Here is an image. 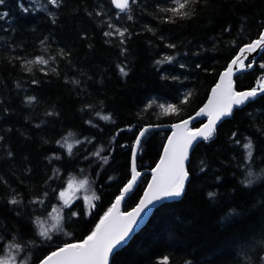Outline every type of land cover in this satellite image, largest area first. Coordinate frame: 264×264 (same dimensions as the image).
<instances>
[{"label":"trees","instance_id":"16d2710c","mask_svg":"<svg viewBox=\"0 0 264 264\" xmlns=\"http://www.w3.org/2000/svg\"><path fill=\"white\" fill-rule=\"evenodd\" d=\"M172 6V0H130V10L120 12L111 0H62L58 8L47 0L0 4V14L8 13L0 20V256L19 244L17 260L36 264L65 242L83 240L130 179L140 130L196 112L239 48L264 31V0H194L186 18L161 10ZM115 29L127 31L121 37ZM36 57L48 64L26 63ZM261 64L264 51L236 77L237 90L257 86ZM170 104L178 113L164 114L161 105ZM168 134L143 136L138 170L155 166ZM101 149L107 162L93 155ZM187 168L182 198L156 208L110 264H264V94L200 141ZM149 178L143 175L125 210ZM84 179L63 207L59 192ZM37 199L44 203H32ZM53 207L63 219L47 240L34 221L51 227Z\"/></svg>","mask_w":264,"mask_h":264},{"label":"snow or ice","instance_id":"6c2138e0","mask_svg":"<svg viewBox=\"0 0 264 264\" xmlns=\"http://www.w3.org/2000/svg\"><path fill=\"white\" fill-rule=\"evenodd\" d=\"M62 0H47V3L55 8L61 6ZM135 3V0H131ZM194 0H172L173 6L166 9H161L165 12L172 13L173 17L180 16L186 18L189 13L185 10L189 3ZM4 0H0V4H3ZM111 3L120 10V12H126L130 10V0H111ZM24 12H28V8H22ZM45 10H47L45 8ZM99 15V13H97ZM8 16L7 12L0 14V20ZM128 19H132L129 15ZM110 29L114 28L111 23L108 24ZM7 31V29H5ZM127 29L120 30L115 29V32L121 37L124 36ZM105 36L113 35L112 31L104 33ZM174 47V45H170ZM258 49H264V31H261L259 38L252 40L250 43L244 45L239 50V55L234 57L229 63L226 70L220 74L219 81L212 88L207 102L195 113L194 117L183 119L178 123L171 126L172 132L168 137L166 144L164 145L163 152L160 156L156 166L151 169V180L148 182L143 196L140 198L138 204L128 212H121L120 205L125 199V196L133 190V187L137 184L141 173L137 170L135 163L136 150L133 149V159L131 164V176L127 183L120 191V195L116 197L112 206L100 217L99 221L95 224L91 232L84 237L83 240L74 243L65 242L62 247H58L55 251H51L38 261V264H110V256L123 244L134 232L135 226L142 219V214L146 215L150 205H153L155 201H160L164 198H178L183 195L185 191L186 181L189 178L188 171L185 167V162L189 158V151L194 146V143L200 139L204 141L210 140L217 128L218 122L224 117L232 115L235 107L243 106L248 102L257 98L258 95L264 94V78L258 81L256 87H252L245 91H236L233 87V72L240 71L241 69L248 67L251 68L252 64L245 66L244 54L253 53ZM168 61H171L173 57H166ZM28 65L40 64L47 65L48 60L43 57H36L34 60L26 61ZM261 68H264V64H261ZM31 71V68H28ZM122 75H127L124 67H120ZM55 71V69H53ZM37 83V81H33ZM28 102L35 100V97H28ZM187 97L185 98V102ZM164 114H176L178 109L173 105L164 107L161 105ZM51 114V113H49ZM197 117H207V122L199 128H191L189 126L190 121ZM105 120L110 119L109 116L102 117ZM148 129H144L136 138V145L141 142V138L145 135ZM72 134L69 133V136ZM233 137L236 133L232 134ZM90 142V141H89ZM60 143V141H57ZM81 143V141H76ZM239 143V141H237ZM66 147L69 153L73 148V144L66 142ZM247 150V160L252 158V142L248 140L243 145ZM93 153L94 156L101 158L104 162H107V157H101L100 152ZM11 155V153H9ZM254 179V174L249 171L246 177V183L251 185ZM87 184V179L81 180L77 183V188H83ZM73 188L72 183H69L68 189ZM215 193L209 192L208 197L214 198ZM95 197H93L94 199ZM58 199L62 202L63 207H68L71 203V197L67 194V191H60ZM88 199V198H86ZM12 204L18 203L13 198L9 201ZM32 203H41L44 201L37 199ZM89 206L91 207V199H88ZM52 212L57 213L55 216H51L54 223L51 227H45L43 223L37 218L34 223L39 225L38 235L51 240V233L54 230H58L60 221L63 219L60 214V210L53 207ZM76 216L77 213H72ZM22 250L21 245L11 244L6 247L4 255L0 256V264H23V261L17 260V254ZM261 261H264V256H261ZM166 264V262H165Z\"/></svg>","mask_w":264,"mask_h":264},{"label":"water","instance_id":"95a60500","mask_svg":"<svg viewBox=\"0 0 264 264\" xmlns=\"http://www.w3.org/2000/svg\"><path fill=\"white\" fill-rule=\"evenodd\" d=\"M114 6V5H113ZM115 7V6H114ZM116 8V7H115ZM117 9V8H116ZM119 10V9H118ZM259 38V37H258ZM258 38H256V39H258ZM255 40V39H254ZM250 43V42H249ZM246 44H248V43H246ZM246 44H244V45H246ZM243 45V46H244ZM243 46H241V47H243ZM240 47V48H241ZM240 48H239V50H240ZM239 50H238V52L235 54V56L234 57H236L237 55H239ZM264 51V49H258L257 51H255V52H253V53H245L244 54V64H245V66H247L248 64H252V67L251 68H248V67H245V68H243V69H241L240 71H236L235 69H234V72H233V77H232V79H233V87H234V89L236 90V84H235V79H236V77L239 75V74H241V73H243L244 71H249V70H252L253 68H254V66H255V62H256V60L260 57V55L262 54V52ZM233 57V58H234ZM232 58V59H233ZM231 59V60H232ZM231 60H230V62H231ZM229 62V63H230ZM229 63H228V65H229ZM228 65L226 66V68L228 67ZM226 68L224 69V70H222L221 71V73H223L225 70H226ZM220 73V74H221ZM219 78H220V75H219V77H218V79H217V81H216V83L219 81ZM216 83L211 87V89L209 90V93H208V95H207V97H206V99H205V101L203 102V104L201 105V107L204 105V103H206L207 102V99H208V97H209V95L211 94V90H212V88L216 85ZM245 90H249V89H244V90H241V91H245ZM237 91V90H236ZM239 91V90H238ZM249 103V102H248ZM247 103V104H248ZM247 104H245V105H243V106H239V107H235L234 108V110H233V112L236 110V109H241V108H243L244 106H246ZM200 107V108H201ZM199 108V109H200ZM198 109V110H199ZM197 110V111H198ZM196 111V112H197ZM195 112V113H196ZM195 113H193L192 115H190L189 117H194L195 116ZM233 114V113H232ZM232 116V115H231ZM231 116H229V117H224L220 122H218V124H217V127L220 125V123L221 122H223L225 119H228V118H231ZM189 117H187L186 119H188ZM181 121V120H180ZM196 121H203V123L202 124H200L197 128H199V127H201L204 123H206L207 122V117H197L196 119H194V120H191L190 121V124H189V126L191 127L192 125H193V123L194 122H196ZM179 121H177V122H174V123H167V124H161V125H148V126H144L141 130H140V132L142 131V130H144V129H148V130H168L170 133H169V135H168V137L171 135V132H172V128H171V126L173 125V124H175V123H178ZM217 129V128H216ZM147 130V131H148ZM146 131V132H147ZM140 132H139V134H140ZM145 132V133H146ZM138 134V135H139ZM168 137H167V139H168ZM200 141H204L203 139H200L198 142H196V143H194V146L190 149V151H189V157H190V154H191V152H192V150H193V148L200 142ZM166 142H167V140H166ZM166 142H165V144H166ZM164 148V147H163ZM133 149H135L136 150V156H135V163H136V160H137V152H138V149H139V145L137 146L136 145V140H135V142H134V144H133V147H132V152H131V164H132V159H133ZM162 152H163V150H162ZM162 154V153H161ZM160 159V158H159ZM159 161V160H158ZM188 162H189V158H188V160L185 162V167H186V170H187V165H188ZM157 164V163H156ZM156 166V165H155ZM154 166V167H155ZM138 170V169H137ZM188 171V170H187ZM140 173H141V176H140V178L138 179V182H137V184L133 187V190L130 192V193H128L126 196H125V199L121 202V205H120V211L121 212H128V211H131L137 204H138V202H139V200H138V202L136 203V205H134L133 206V208H131L130 210H128V211H123V205H124V202H125V200L135 191V189H136V187L138 186V184H139V181H140V179H141V177H142V175H144L145 173H149L150 175H151V170H149V171H139ZM188 174H189V172H188ZM152 178V177H151ZM151 178H150V180H151ZM149 180V181H150ZM189 180H190V174H189V178H188V180L186 181V185H185V189H186V186H187V184H188V182H189ZM147 187V186H146ZM146 189V188H145ZM145 189H144V191H145ZM144 191H143V193H142V195H141V197L143 196V194H144ZM185 192V191H184ZM184 194V193H183ZM183 196V195H182ZM182 196H180V197H178V198H164V199H162V200H160V201H155L154 202V204L153 205H150L149 206V209L148 210H146L147 211V214L146 215H144V214H142V219L138 222V224H137V226H135V230H134V232L130 235V237L127 239V241H126V243H123L115 252H118V251H120L121 249H123L128 243H129V241L133 238V236L142 228V226L143 225H145L147 222H148V220H149V218H150V216L152 215V213H153V210L155 209V208H157V207H159V206H161V205H163L164 203H167V202H173V201H177V200H180L181 198H182ZM140 197V198H141ZM116 200V199H115ZM115 200H114V202H115ZM113 256V254L110 256V258ZM38 264V263H37Z\"/></svg>","mask_w":264,"mask_h":264},{"label":"rangeland","instance_id":"374dc122","mask_svg":"<svg viewBox=\"0 0 264 264\" xmlns=\"http://www.w3.org/2000/svg\"><path fill=\"white\" fill-rule=\"evenodd\" d=\"M70 183H72V185H73V188L71 189V190H69L68 189V185H67V187L63 190V191H67V194L72 198L73 196H74V194H75V191L78 189L77 187H76V185H77V183L78 182H70Z\"/></svg>","mask_w":264,"mask_h":264},{"label":"bare ground","instance_id":"6f19581e","mask_svg":"<svg viewBox=\"0 0 264 264\" xmlns=\"http://www.w3.org/2000/svg\"><path fill=\"white\" fill-rule=\"evenodd\" d=\"M224 67H225V66H224ZM156 110H157V109H156ZM196 122H197V121H196ZM189 159H190V157H189ZM146 167H147V166H146ZM140 230H141V229H140ZM140 230H139V231H140ZM139 231H138V232H139ZM115 253H116V252H114V254H115ZM114 254H113V255H114ZM112 257H113V256H112ZM112 257L110 258V261H111Z\"/></svg>","mask_w":264,"mask_h":264}]
</instances>
